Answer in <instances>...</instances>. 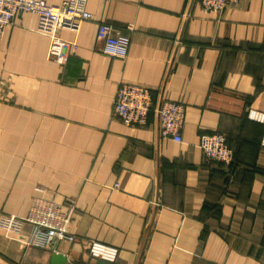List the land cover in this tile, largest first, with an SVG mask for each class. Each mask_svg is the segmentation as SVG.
Wrapping results in <instances>:
<instances>
[{"label": "crops", "instance_id": "0c3cea01", "mask_svg": "<svg viewBox=\"0 0 264 264\" xmlns=\"http://www.w3.org/2000/svg\"><path fill=\"white\" fill-rule=\"evenodd\" d=\"M57 5L64 0H46ZM79 31L59 29L49 57L38 18L19 12L0 38V215L34 197L71 211L76 239L30 245L32 226L0 228V264H98L91 241L119 248L105 264H264V0L222 13L199 0H87ZM130 35L126 58L102 51L99 22ZM132 25L133 29L129 30ZM122 82L186 105L183 141L113 115ZM222 132L230 165L209 162L203 136Z\"/></svg>", "mask_w": 264, "mask_h": 264}, {"label": "built area", "instance_id": "2783aa9c", "mask_svg": "<svg viewBox=\"0 0 264 264\" xmlns=\"http://www.w3.org/2000/svg\"><path fill=\"white\" fill-rule=\"evenodd\" d=\"M241 0H199L204 12L220 14L228 6L235 5ZM31 12L38 18V30L51 39L49 57L55 61L65 60L64 48L76 41L60 39L59 29L79 31L81 23L94 18L87 9V0H64L53 5L46 0H0V38L5 29L14 22L19 12ZM129 30L133 29L130 25ZM97 38L102 41V51L113 57L126 58L129 53L130 35L119 27L108 22H99ZM151 113L157 120L159 135L182 142V129L185 124L186 105L183 102L170 100L165 97L155 101L151 89L137 83L122 82L114 96L113 115L119 117L128 125H146ZM252 118L264 123V115L253 113ZM264 145V135L262 138ZM199 146L204 157L209 162L230 165L233 161V149L227 143L226 135L214 132L202 137ZM71 211L62 204L34 197L26 216L2 213L0 228L7 231L19 232L26 223L32 226L28 243L33 246L54 249L61 241L76 239L71 231ZM88 252L95 259L114 262L119 254V248L98 240L90 242Z\"/></svg>", "mask_w": 264, "mask_h": 264}, {"label": "water", "instance_id": "95a60500", "mask_svg": "<svg viewBox=\"0 0 264 264\" xmlns=\"http://www.w3.org/2000/svg\"><path fill=\"white\" fill-rule=\"evenodd\" d=\"M50 264H70V263L68 262L67 255L58 251H53L50 258ZM98 264H105V261L99 259Z\"/></svg>", "mask_w": 264, "mask_h": 264}, {"label": "trees", "instance_id": "16d2710c", "mask_svg": "<svg viewBox=\"0 0 264 264\" xmlns=\"http://www.w3.org/2000/svg\"><path fill=\"white\" fill-rule=\"evenodd\" d=\"M226 138H227V136H226ZM227 143H228V139H227ZM234 154V153H233ZM234 162V156H233V161H232V163ZM231 163V164H232ZM218 164H222V163H218Z\"/></svg>", "mask_w": 264, "mask_h": 264}]
</instances>
